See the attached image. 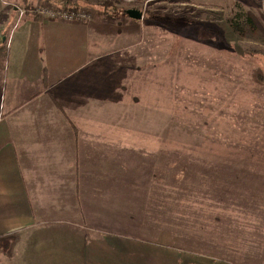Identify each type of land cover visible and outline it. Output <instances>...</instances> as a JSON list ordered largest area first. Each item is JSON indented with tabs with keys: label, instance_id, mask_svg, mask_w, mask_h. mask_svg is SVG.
I'll use <instances>...</instances> for the list:
<instances>
[{
	"label": "rangeland",
	"instance_id": "374dc122",
	"mask_svg": "<svg viewBox=\"0 0 264 264\" xmlns=\"http://www.w3.org/2000/svg\"><path fill=\"white\" fill-rule=\"evenodd\" d=\"M6 1L20 20L39 7L90 12L42 17L79 24L143 13L90 88L105 100L90 121L122 142L107 189L130 192L136 214L106 236L121 264H264V0Z\"/></svg>",
	"mask_w": 264,
	"mask_h": 264
},
{
	"label": "crops",
	"instance_id": "0c3cea01",
	"mask_svg": "<svg viewBox=\"0 0 264 264\" xmlns=\"http://www.w3.org/2000/svg\"><path fill=\"white\" fill-rule=\"evenodd\" d=\"M7 6L0 0V264H121V239L106 236L131 231L136 214L130 192L107 189L106 167L122 166V142H107L89 108L104 110L90 88L105 85L96 74L114 61L104 58L136 39L132 18L20 20Z\"/></svg>",
	"mask_w": 264,
	"mask_h": 264
},
{
	"label": "built area",
	"instance_id": "2783aa9c",
	"mask_svg": "<svg viewBox=\"0 0 264 264\" xmlns=\"http://www.w3.org/2000/svg\"><path fill=\"white\" fill-rule=\"evenodd\" d=\"M34 13H36L38 16L43 17V15H48L52 18L54 17H60L64 18L66 20H87L90 17V12L86 10H48L43 8H36Z\"/></svg>",
	"mask_w": 264,
	"mask_h": 264
},
{
	"label": "water",
	"instance_id": "95a60500",
	"mask_svg": "<svg viewBox=\"0 0 264 264\" xmlns=\"http://www.w3.org/2000/svg\"><path fill=\"white\" fill-rule=\"evenodd\" d=\"M126 13L128 14L129 17L133 19H141L143 17V13L136 9L127 10Z\"/></svg>",
	"mask_w": 264,
	"mask_h": 264
},
{
	"label": "trees",
	"instance_id": "16d2710c",
	"mask_svg": "<svg viewBox=\"0 0 264 264\" xmlns=\"http://www.w3.org/2000/svg\"><path fill=\"white\" fill-rule=\"evenodd\" d=\"M107 6H108V5H106V6H103V8H104V7H105V8H107ZM34 16H36V15H34ZM257 81H258V79H257Z\"/></svg>",
	"mask_w": 264,
	"mask_h": 264
}]
</instances>
